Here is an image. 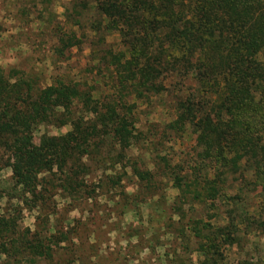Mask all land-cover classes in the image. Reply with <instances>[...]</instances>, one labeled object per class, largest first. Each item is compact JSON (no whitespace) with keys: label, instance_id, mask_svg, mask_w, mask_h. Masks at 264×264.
I'll use <instances>...</instances> for the list:
<instances>
[{"label":"trees","instance_id":"obj_1","mask_svg":"<svg viewBox=\"0 0 264 264\" xmlns=\"http://www.w3.org/2000/svg\"><path fill=\"white\" fill-rule=\"evenodd\" d=\"M73 8L79 17L68 15L70 27L98 40L89 51V77L41 86L0 67V171L9 168L21 195L7 211L0 205V264H51L66 237L22 229L19 219L24 209H48L55 194L84 200L114 190L137 216L150 206L154 175L127 151L144 140L135 103L169 91L160 84L168 78L179 99L165 128L193 142L183 162L160 158L176 189L169 207L180 221L177 248L194 245L197 257L188 264H220L224 248L239 238L243 189L258 188L264 207V0H77ZM56 26L53 52L64 57L79 39ZM110 32L119 38L115 53L100 47ZM38 125L69 129L42 133L34 143ZM125 162L136 193L122 186ZM217 203L225 224L209 221ZM173 264L184 263L175 256Z\"/></svg>","mask_w":264,"mask_h":264},{"label":"rangeland","instance_id":"obj_2","mask_svg":"<svg viewBox=\"0 0 264 264\" xmlns=\"http://www.w3.org/2000/svg\"><path fill=\"white\" fill-rule=\"evenodd\" d=\"M74 1L77 0H0V67L5 72L14 68L20 70L41 86L56 78L81 81L89 77V51L95 48L98 40L86 28L70 27L68 15L79 17L78 8H73ZM88 13L84 15L87 20ZM54 26L63 33L73 31L79 39L78 45L68 50L64 57L53 52ZM100 47L117 52L120 49L117 33H106ZM174 82L170 78L161 79L160 84L169 91L135 103L136 127L143 132L144 140L135 143L127 155L130 160L136 159V165H140L138 159H143L154 175V188L146 193L152 202L149 207L142 205L137 216L133 205L122 206L129 198L122 200L113 190L110 194L84 200L65 199L55 194L48 200V209L39 213L26 209L21 212L19 225L22 229L48 228V234L59 230L66 237L54 248L51 264H173L175 256L184 264L190 260L195 262L197 255L191 251L192 243L184 252L177 248L175 236L180 221L169 207L176 189L162 175L167 168H162L160 163V158L170 164L187 160L193 145L191 136L165 128L173 115L174 99H179V93L171 90ZM87 84L92 83L88 81ZM68 129V126L38 125L33 141L36 143L42 133L58 135ZM130 164L124 163L122 186L126 193H136ZM0 187L4 195L0 205L7 211L18 202L19 198L15 197L21 196L11 187L9 168L0 171ZM216 206L217 210L208 213L209 221L225 224V209L220 203ZM238 211L242 215L237 219L238 241L224 248L220 264H264V207L258 188L243 189ZM205 218L204 221L209 219Z\"/></svg>","mask_w":264,"mask_h":264}]
</instances>
